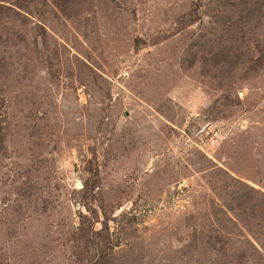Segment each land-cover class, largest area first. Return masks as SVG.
<instances>
[{"label": "rangeland", "instance_id": "rangeland-1", "mask_svg": "<svg viewBox=\"0 0 264 264\" xmlns=\"http://www.w3.org/2000/svg\"><path fill=\"white\" fill-rule=\"evenodd\" d=\"M249 1L0 0V264H264Z\"/></svg>", "mask_w": 264, "mask_h": 264}, {"label": "trees", "instance_id": "trees-1", "mask_svg": "<svg viewBox=\"0 0 264 264\" xmlns=\"http://www.w3.org/2000/svg\"><path fill=\"white\" fill-rule=\"evenodd\" d=\"M241 2L250 3V1L248 2V0H241ZM237 9H238V11H239L240 14H245L243 12L244 11L243 9H239V8H237ZM245 12H246V14H249V15L254 13L252 10H249V9L247 11L245 10Z\"/></svg>", "mask_w": 264, "mask_h": 264}]
</instances>
